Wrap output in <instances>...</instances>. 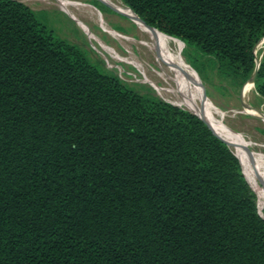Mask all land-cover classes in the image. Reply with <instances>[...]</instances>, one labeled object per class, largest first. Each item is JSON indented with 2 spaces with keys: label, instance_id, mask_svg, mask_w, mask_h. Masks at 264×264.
I'll return each instance as SVG.
<instances>
[{
  "label": "trees",
  "instance_id": "obj_1",
  "mask_svg": "<svg viewBox=\"0 0 264 264\" xmlns=\"http://www.w3.org/2000/svg\"><path fill=\"white\" fill-rule=\"evenodd\" d=\"M120 1L195 68L209 57L238 88L254 72L264 0ZM254 86L264 100V55ZM259 210L248 171L200 118L0 0V264H264Z\"/></svg>",
  "mask_w": 264,
  "mask_h": 264
},
{
  "label": "rangeland",
  "instance_id": "obj_2",
  "mask_svg": "<svg viewBox=\"0 0 264 264\" xmlns=\"http://www.w3.org/2000/svg\"><path fill=\"white\" fill-rule=\"evenodd\" d=\"M18 1L29 7L35 13L36 17L58 37L76 45L84 53L87 59L96 65L101 71L117 76L125 85L141 95L156 97L173 105L176 104L171 95L159 93L151 83L146 81L143 74L133 64L113 57L112 54L107 52L101 43L96 39L102 40L112 51L115 50L118 52L120 57H135L140 59V61H142L146 66L147 75L156 81V83L161 87L163 84L162 81H160L153 72V69H158V66L154 62L152 54L147 52L146 49L139 44L133 42L124 44L120 42L118 39L111 36L102 25L96 23V20L92 17L82 14V17L86 22V29L90 30L97 36L95 40L90 39L86 32L79 26L77 21L61 7H59L54 0ZM74 1L91 2V0ZM118 1L122 3L120 0ZM98 3L100 8H98L94 3L93 5L97 13L104 18L110 27L124 35H128L135 39L140 38L138 32L136 31L137 29L134 22L128 16L119 13L115 9L105 5L103 2L98 1ZM171 38L177 39L175 37ZM182 45L184 48L183 42ZM129 52H131V54ZM166 55L170 58L168 54ZM254 55L255 64L259 65L264 55V37L255 44ZM195 58L197 69L190 62H188V60L187 62L199 79L204 93L212 100L213 105L218 110H223L226 113L224 119L225 123L233 130L241 133L243 137L245 136L244 139L251 142L249 149L264 153V122L256 116L245 113L243 110L244 100L249 106L264 112V100L256 92L254 80L252 89L242 94L252 75L241 87L238 88L234 86L228 78L221 76L215 70V67L209 57L198 55L195 56ZM176 106L185 108L184 106L178 104H176ZM213 131L221 137L217 131L214 129ZM249 178L252 180L250 175ZM252 183L257 190L254 180H252ZM257 206L261 209L262 206H264V200L261 206H259L258 203Z\"/></svg>",
  "mask_w": 264,
  "mask_h": 264
},
{
  "label": "bare ground",
  "instance_id": "obj_3",
  "mask_svg": "<svg viewBox=\"0 0 264 264\" xmlns=\"http://www.w3.org/2000/svg\"><path fill=\"white\" fill-rule=\"evenodd\" d=\"M54 1L77 21L90 39L95 40L97 36L86 29V22L82 14L92 17L96 20V23L102 25L111 36L118 39L120 42L124 44L132 42L137 43L146 49L147 52L151 53L154 62L158 66V69H153V72L157 78L162 81L163 84L161 87L147 75L146 66L140 59L135 57H120L118 52L115 50L112 51L102 40L96 39L113 57L133 64L143 74L145 80L151 83L159 93L171 95L176 104L198 113V115L206 120L211 128L217 131L221 137L227 141L230 149L238 156L240 163L244 165L248 174L252 180H254L257 187V203L261 206L264 200V153L249 149L251 142L244 139L245 136L243 137L241 133L233 130L225 123L224 119L226 113L223 110H218L213 105L212 100L204 93L199 79L182 54L183 45L181 41L168 37L157 29L149 27L147 24L143 23L131 9L124 6L118 0H91L90 3L87 1L80 2L74 0ZM92 1L105 2L128 16L134 22L140 38L135 39L128 35H124L110 27L104 18L97 13ZM129 53L131 54V52ZM166 54H168L170 58ZM252 87L253 81L250 79L242 94L251 90ZM243 104L245 113L256 116L264 122V112L249 106L244 100Z\"/></svg>",
  "mask_w": 264,
  "mask_h": 264
},
{
  "label": "water",
  "instance_id": "obj_4",
  "mask_svg": "<svg viewBox=\"0 0 264 264\" xmlns=\"http://www.w3.org/2000/svg\"><path fill=\"white\" fill-rule=\"evenodd\" d=\"M105 5H107V6H109V7H111L110 5H108L107 3H105V2H103ZM111 8H113V7H111ZM114 9V8H113ZM116 10V9H115ZM116 11H118V10H116ZM132 11V10H131ZM119 13H121L120 11H118ZM133 12V11H132ZM134 13V12H133ZM123 14V13H122ZM135 14V13H134ZM123 15H125V14H123ZM136 15V14H135ZM126 16V15H125ZM137 16V15H136ZM138 17V16H137ZM139 18V17H138ZM140 19V18H139ZM141 20V19H140ZM142 21V20H141ZM143 22V21H142ZM144 23V22H143ZM149 26V25H148ZM149 27H151V26H149ZM151 28H154V27H151ZM155 29V28H154ZM182 43V42H181ZM257 69H258V65H256L255 66V69H254V72H253V74H252V76H251V79H252V81L254 80V77H255V75H256V71H257ZM192 114H194V115H196L198 118H200L204 123H206V125L211 129V131L217 136V137H219L220 139H222L224 142H226L227 143V141L226 140H224L222 137H220L219 135H217L214 131H213V129L210 127V125L206 122V120H204L200 115H198V113H196V112H194V111H192V110H190V109H188ZM228 144V143H227ZM235 155V154H234ZM236 156V155H235ZM237 157V156H236ZM238 158V157H237ZM239 160V159H238ZM240 162V161H239ZM241 164V163H240ZM257 208H258V206H257ZM258 211L261 213V211L259 210V208H258Z\"/></svg>",
  "mask_w": 264,
  "mask_h": 264
}]
</instances>
